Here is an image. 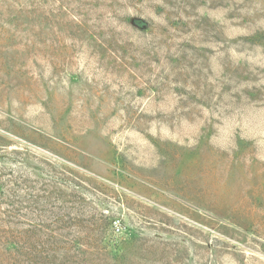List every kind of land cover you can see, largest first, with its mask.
<instances>
[{"label": "rangeland", "instance_id": "1", "mask_svg": "<svg viewBox=\"0 0 264 264\" xmlns=\"http://www.w3.org/2000/svg\"><path fill=\"white\" fill-rule=\"evenodd\" d=\"M0 264H264V0H0Z\"/></svg>", "mask_w": 264, "mask_h": 264}]
</instances>
